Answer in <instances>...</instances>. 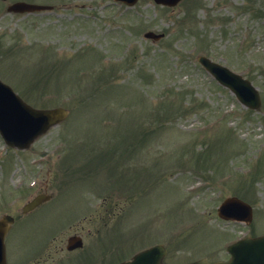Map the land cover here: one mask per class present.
I'll return each instance as SVG.
<instances>
[{
  "label": "rangeland",
  "instance_id": "rangeland-1",
  "mask_svg": "<svg viewBox=\"0 0 264 264\" xmlns=\"http://www.w3.org/2000/svg\"><path fill=\"white\" fill-rule=\"evenodd\" d=\"M16 1L55 9L9 13ZM199 56L250 80L262 108ZM0 79L35 108L70 111L29 150L0 136L8 264H118L159 244L167 264L227 261L228 246L264 235V0L0 1ZM233 196L252 206L251 225L218 217Z\"/></svg>",
  "mask_w": 264,
  "mask_h": 264
},
{
  "label": "water",
  "instance_id": "water-1",
  "mask_svg": "<svg viewBox=\"0 0 264 264\" xmlns=\"http://www.w3.org/2000/svg\"><path fill=\"white\" fill-rule=\"evenodd\" d=\"M133 5L137 0H123ZM157 3L175 5L180 0H155ZM47 7L17 3L9 8V12H35L45 10ZM147 38L159 40L163 35L147 33ZM199 61L203 66L225 87L230 88L238 99L247 107L259 109L261 100L258 91L252 84L241 76L229 71L227 68L201 57ZM69 112L65 109L36 110L25 104L11 88L0 81V133L6 143L19 149L29 148L34 141L46 133L51 127L65 120ZM49 197L41 195L27 204L23 211L33 210ZM219 215L224 219H246L251 221V208L237 198H230L219 209ZM13 218L5 216L0 221V264H6L5 236L13 224ZM75 241L71 240L73 245ZM77 244V242H76ZM81 246V244H77ZM232 260L229 263L219 264H264V237L258 239L248 238L229 248ZM163 247H156L135 256L133 261L123 264H163L165 257ZM195 264H209L206 260Z\"/></svg>",
  "mask_w": 264,
  "mask_h": 264
}]
</instances>
